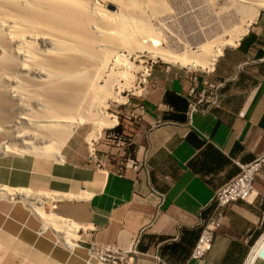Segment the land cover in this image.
I'll return each mask as SVG.
<instances>
[{"label": "crops", "instance_id": "obj_1", "mask_svg": "<svg viewBox=\"0 0 264 264\" xmlns=\"http://www.w3.org/2000/svg\"><path fill=\"white\" fill-rule=\"evenodd\" d=\"M206 81L224 83L222 103L191 117L192 91ZM133 108L135 120L121 127L129 148L106 133L86 162L63 154L62 162L28 155L0 162V185L49 192L50 217L81 227V242L69 247L28 201L0 197V264H102L91 241L136 251L134 264H158L156 255L161 264H264V166L256 200L224 208L211 250L193 256L217 210L216 191L240 173L236 161L264 155V10L212 71L154 65ZM7 142L0 157L10 156L1 151ZM125 150L138 167L126 165Z\"/></svg>", "mask_w": 264, "mask_h": 264}, {"label": "bare ground", "instance_id": "obj_2", "mask_svg": "<svg viewBox=\"0 0 264 264\" xmlns=\"http://www.w3.org/2000/svg\"><path fill=\"white\" fill-rule=\"evenodd\" d=\"M209 9L239 13L241 24L224 30L235 37L224 41L217 36L195 48L187 45L183 52L167 48L164 35L193 31L196 17ZM261 9L264 0H0V45L8 55L0 64V128L13 140L2 153L52 155L62 162L60 147L81 126L92 125L99 134L116 125L108 112L110 101L129 85L128 70H140L138 58L149 54L187 68H211L224 46L248 32ZM212 47V62L206 63L197 52ZM5 97L7 111L2 110ZM5 195L28 201L40 215L52 198L47 191L0 185V197ZM43 219L66 240L79 227Z\"/></svg>", "mask_w": 264, "mask_h": 264}, {"label": "rangeland", "instance_id": "obj_3", "mask_svg": "<svg viewBox=\"0 0 264 264\" xmlns=\"http://www.w3.org/2000/svg\"><path fill=\"white\" fill-rule=\"evenodd\" d=\"M263 10L264 9H261V11H263ZM208 11L206 12L207 15L199 14L198 17H196V20H198V21L195 20V29L193 31L188 32L186 34L178 33V34H176V36H173L171 34L164 35L163 38L168 41V45H169V47L167 46V48L171 51H173L172 48H175L176 50L178 49L177 51H179V49H180V52H183V50H185L187 45L188 46L191 45L190 46L191 48H195L197 44L207 42V41H211V40L212 41L216 40L217 36L223 35L222 40H224V41H229L230 39H232L233 37L236 36L233 33L232 34L229 32L224 33V30L227 26L232 28V26H236V25L241 24L240 23L241 16L239 15V13L237 11H234V10H231L229 12L225 11L221 14H217L216 12L214 13V11L212 9L209 12ZM211 11H213V13ZM250 26L248 28H250ZM204 30H205V32H204ZM243 36H241V38ZM241 38L237 39L232 44H228V45L224 46V48L222 49V53L226 47L236 45L241 40ZM1 44H2V42H1ZM9 45H11V44L9 43ZM177 47H179V48H177ZM9 48H10V50H12L13 49L12 45L9 46ZM214 52H215V49L212 47V48H210V50L203 52L202 55H200V52H197V54L202 59H204L206 63H211L212 62L211 58L213 57ZM9 55H11V54H9ZM12 55L16 56L15 53ZM6 56L8 57V55L4 51V55H3L4 58L2 57L0 59V64L5 62V59L7 58ZM219 56L215 57V59L212 63L213 67H211V68L210 67L209 68L204 67V69H203V67H200V66L187 68V67L182 66L181 64L169 63L165 60H162L159 57H153V55L151 56L149 54H145L144 56L138 58L137 61H135V64L137 66H139L140 70H138V72L128 70V73H130L132 75V77L130 78L129 83H128L129 85H126L124 87L125 89L123 88V90H119V93H118L119 97L116 100L110 101V109L108 112L110 113V115H112L111 116L112 119L113 118L117 119L116 125L112 128H104L103 130L100 131L99 134L96 133V131L94 130L92 125L81 126L78 129L77 133L60 147L61 154L65 155L67 159L75 161V162H86L87 160H89L91 153L96 148V143L99 141L101 136L106 134V133L113 134L114 140L116 139V141L121 140V142H123V143L125 142V145L127 146V148H129V144L131 142L128 139L130 138V136L127 133L123 134V130L121 127L123 126L124 130H127L129 125L131 124V122L135 120V114L136 113L134 112V108H133V100L137 99L138 97H141V95L143 94L144 86L147 83V80L149 78V74L151 72L152 67L154 65H166V66H173L176 68L184 69V70L189 71L190 73H198V72H205L206 73V72H210L214 69L215 63H216L217 59L219 58ZM3 93H4V96L5 95L8 96V92L5 91ZM5 99H6V97H5ZM7 104H8V106H7ZM2 105H3L2 110H6V111L9 110L8 107H10L9 106L10 100L7 98L2 103ZM5 107H6V109H5ZM2 118H0V120H2ZM6 118H7V116H6ZM0 131H5L8 135V138H7V136L5 134L0 132V149H1V145L3 143L8 141L5 144V146L3 147V148H5L6 146H10L13 143V140H12L10 133L7 132L5 129L0 128ZM94 133L97 134L96 137L92 135ZM7 148H9V147H7ZM53 150L55 151L56 147H54V149H52L50 151L53 152ZM7 154L10 156L0 157V162L4 163L6 161L7 162L11 161L12 159H15V157H16L13 155H17L15 153H12L11 151H7ZM125 155L127 158L125 163H127L128 155L131 156V154H129V152H127V154H125ZM18 156H27V154L25 153L24 155H18ZM28 156H34V157L46 158V159H50V158L54 159L55 158L52 155L46 156V155H42V154L38 155V154H34V153L28 154ZM54 160H57V159L55 158ZM14 188H16V187H14ZM40 192H43V191H40ZM2 197L10 198L11 196L8 197L7 195H5ZM15 199H17V198H15ZM43 209H44V211L41 214L42 218H45L46 216L48 218H50V215L46 212L45 208H43ZM73 225L76 227L75 224H73Z\"/></svg>", "mask_w": 264, "mask_h": 264}, {"label": "built area", "instance_id": "obj_4", "mask_svg": "<svg viewBox=\"0 0 264 264\" xmlns=\"http://www.w3.org/2000/svg\"><path fill=\"white\" fill-rule=\"evenodd\" d=\"M223 82L215 83L206 81L205 87L201 91H192V97L189 104V116L199 111H210L220 107L222 103ZM127 154V150L124 152ZM240 167V173L221 187L213 198V202L217 205V210L210 219L204 222L202 234L194 249L193 256L195 258L204 257L212 248L217 230L222 226V216L224 208L230 206L237 201H245L253 203L258 197V191L255 187L256 177L264 166V155L258 157L253 162L243 164L236 161ZM127 166L138 167L139 163L128 155ZM71 224H76L67 221ZM79 226V225H78ZM79 226L74 232V236L66 240L64 233H60L63 241L69 247L75 246L78 241L81 242ZM90 254L97 258L102 264H134V254L136 251H128L123 249L118 244H104L96 241L89 242ZM158 264L163 262V259L156 255Z\"/></svg>", "mask_w": 264, "mask_h": 264}]
</instances>
